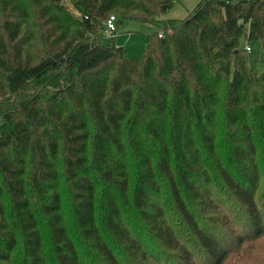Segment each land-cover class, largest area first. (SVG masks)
<instances>
[{
    "label": "trees",
    "instance_id": "trees-1",
    "mask_svg": "<svg viewBox=\"0 0 264 264\" xmlns=\"http://www.w3.org/2000/svg\"><path fill=\"white\" fill-rule=\"evenodd\" d=\"M175 1L0 0V264H264V0Z\"/></svg>",
    "mask_w": 264,
    "mask_h": 264
},
{
    "label": "rangeland",
    "instance_id": "rangeland-1",
    "mask_svg": "<svg viewBox=\"0 0 264 264\" xmlns=\"http://www.w3.org/2000/svg\"><path fill=\"white\" fill-rule=\"evenodd\" d=\"M199 0H176L172 7L166 12L158 16L159 20L167 18H182L189 10H191ZM111 15H115L116 19L115 30L113 32L114 43L124 48V53L127 58L136 59L138 58L144 47L146 35L157 29L156 25L148 22L136 19H125L119 22V18L115 12ZM102 40L109 41L105 32L102 33ZM241 45L243 47L248 46L250 49L246 52L247 62L249 67L256 73H260L264 69V49L258 39H246L241 37ZM251 249H253L251 251ZM249 251L252 253L261 254L264 251V245L251 244Z\"/></svg>",
    "mask_w": 264,
    "mask_h": 264
},
{
    "label": "built area",
    "instance_id": "built-area-1",
    "mask_svg": "<svg viewBox=\"0 0 264 264\" xmlns=\"http://www.w3.org/2000/svg\"><path fill=\"white\" fill-rule=\"evenodd\" d=\"M228 1L230 0H225V2H228ZM115 19H116L115 15H109L105 21L104 32L108 38L113 36V32L116 27L114 23ZM244 48L246 51H249L250 49L248 46H245Z\"/></svg>",
    "mask_w": 264,
    "mask_h": 264
}]
</instances>
